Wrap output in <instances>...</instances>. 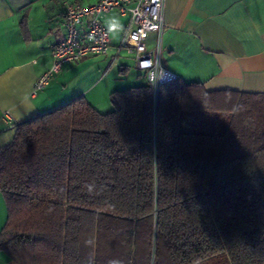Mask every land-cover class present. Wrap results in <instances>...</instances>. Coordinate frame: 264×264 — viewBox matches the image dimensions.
Masks as SVG:
<instances>
[{
	"label": "trees",
	"instance_id": "trees-1",
	"mask_svg": "<svg viewBox=\"0 0 264 264\" xmlns=\"http://www.w3.org/2000/svg\"><path fill=\"white\" fill-rule=\"evenodd\" d=\"M83 96L0 148L17 264H264V94L180 78Z\"/></svg>",
	"mask_w": 264,
	"mask_h": 264
},
{
	"label": "crops",
	"instance_id": "crops-1",
	"mask_svg": "<svg viewBox=\"0 0 264 264\" xmlns=\"http://www.w3.org/2000/svg\"><path fill=\"white\" fill-rule=\"evenodd\" d=\"M97 1L0 0V148L22 121L79 96L106 113L110 93L146 83L134 54L120 48L129 16L114 10L103 19L110 34L107 53L64 65L33 92L52 66V47L64 36L65 5ZM163 18L161 60L175 78L202 83L206 91L264 94V0H165ZM157 40L148 33L140 53L156 49ZM6 219L0 193V232ZM0 264L17 263L0 250Z\"/></svg>",
	"mask_w": 264,
	"mask_h": 264
},
{
	"label": "built area",
	"instance_id": "built-area-1",
	"mask_svg": "<svg viewBox=\"0 0 264 264\" xmlns=\"http://www.w3.org/2000/svg\"><path fill=\"white\" fill-rule=\"evenodd\" d=\"M165 0H98L88 5L66 4L64 9V36L52 50V66L34 84L33 92L41 90L64 65L82 59L105 55L110 45V34L103 19L112 11L128 14L120 48L134 54L136 70L143 73L156 96L158 88L175 78L163 65L160 54V36L165 30ZM132 6L128 7V4ZM158 36L157 46L151 52L140 53L148 33Z\"/></svg>",
	"mask_w": 264,
	"mask_h": 264
},
{
	"label": "rangeland",
	"instance_id": "rangeland-1",
	"mask_svg": "<svg viewBox=\"0 0 264 264\" xmlns=\"http://www.w3.org/2000/svg\"><path fill=\"white\" fill-rule=\"evenodd\" d=\"M85 1V0H84Z\"/></svg>",
	"mask_w": 264,
	"mask_h": 264
}]
</instances>
